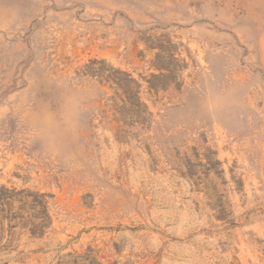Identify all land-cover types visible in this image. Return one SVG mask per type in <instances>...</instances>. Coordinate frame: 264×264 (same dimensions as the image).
<instances>
[{
  "label": "rangeland",
  "instance_id": "374dc122",
  "mask_svg": "<svg viewBox=\"0 0 264 264\" xmlns=\"http://www.w3.org/2000/svg\"><path fill=\"white\" fill-rule=\"evenodd\" d=\"M1 188L0 264H264V0H0Z\"/></svg>",
  "mask_w": 264,
  "mask_h": 264
},
{
  "label": "trees",
  "instance_id": "16d2710c",
  "mask_svg": "<svg viewBox=\"0 0 264 264\" xmlns=\"http://www.w3.org/2000/svg\"><path fill=\"white\" fill-rule=\"evenodd\" d=\"M132 82L130 77L126 75V101L130 103L131 107H134L138 110H136L135 115L137 116V120L140 122V124L146 123V117L144 116V113L139 110L140 104L139 102H135L136 95H133L131 93V90L128 86V84ZM120 85V82L117 83ZM22 195V196H20ZM20 196H31L32 202L34 207L38 208V211L36 213V216H38L39 222L37 224L31 223L29 227V232L33 236H40L42 235L44 229L48 225L49 217L46 212V206L45 202L43 200L44 195H30L29 193L20 191L16 193V191L13 189L11 191L6 190L4 188L0 189V221H8L9 223L14 222L15 226L24 227L26 223H17L18 214L12 213L9 209H7V206L9 205V201L13 200L15 197ZM11 228V227H9Z\"/></svg>",
  "mask_w": 264,
  "mask_h": 264
}]
</instances>
